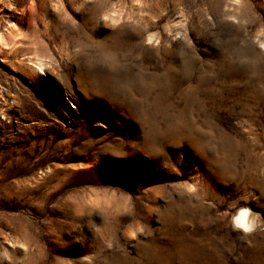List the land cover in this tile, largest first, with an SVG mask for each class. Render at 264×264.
<instances>
[{
	"label": "rangeland",
	"instance_id": "1",
	"mask_svg": "<svg viewBox=\"0 0 264 264\" xmlns=\"http://www.w3.org/2000/svg\"><path fill=\"white\" fill-rule=\"evenodd\" d=\"M0 264H264V0H0Z\"/></svg>",
	"mask_w": 264,
	"mask_h": 264
},
{
	"label": "bare ground",
	"instance_id": "2",
	"mask_svg": "<svg viewBox=\"0 0 264 264\" xmlns=\"http://www.w3.org/2000/svg\"><path fill=\"white\" fill-rule=\"evenodd\" d=\"M233 220L244 229H250L254 224L253 215L245 208L239 210Z\"/></svg>",
	"mask_w": 264,
	"mask_h": 264
}]
</instances>
